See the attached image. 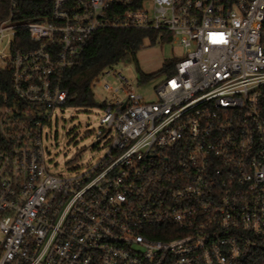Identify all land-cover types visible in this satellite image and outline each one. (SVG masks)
I'll return each mask as SVG.
<instances>
[{
	"label": "built area",
	"instance_id": "2783aa9c",
	"mask_svg": "<svg viewBox=\"0 0 264 264\" xmlns=\"http://www.w3.org/2000/svg\"><path fill=\"white\" fill-rule=\"evenodd\" d=\"M18 7L0 20V71L32 106H0V264H248L264 251V0H51L25 22ZM22 27L35 46L14 48ZM105 27L156 31L183 55L155 101L121 72L120 87L105 82V153L55 171L44 127Z\"/></svg>",
	"mask_w": 264,
	"mask_h": 264
},
{
	"label": "rangeland",
	"instance_id": "374dc122",
	"mask_svg": "<svg viewBox=\"0 0 264 264\" xmlns=\"http://www.w3.org/2000/svg\"><path fill=\"white\" fill-rule=\"evenodd\" d=\"M12 36H6L3 46L7 45ZM183 55L179 45L172 41H157L151 43L148 39L138 51L137 58L140 68L146 73L158 72L166 63L173 62ZM93 82L96 100L101 103L108 95L104 89L105 82H109L113 88L120 87L121 81L116 76L121 72L129 79V82L137 85V92L144 95L146 100L158 99L156 87L164 79L165 74H160L153 79L140 81V72L134 60H121L106 68L105 72ZM120 96L126 95V91L118 90ZM103 109L99 106L77 107L67 106L59 109L53 115L50 122L46 123L44 143L49 150L47 157L52 161V169L55 171H68L85 168L102 156L109 144L100 143L97 140V131L102 126L100 117ZM2 234L0 232V239Z\"/></svg>",
	"mask_w": 264,
	"mask_h": 264
},
{
	"label": "trees",
	"instance_id": "16d2710c",
	"mask_svg": "<svg viewBox=\"0 0 264 264\" xmlns=\"http://www.w3.org/2000/svg\"><path fill=\"white\" fill-rule=\"evenodd\" d=\"M51 0H19L16 20H42L50 15ZM10 13V0H0V20ZM158 32L139 28L105 27L97 31L89 41L78 62L67 69L63 86L69 92L67 106L103 107L95 98L93 82L104 69L121 60H134L140 72L142 82L153 79L160 74L174 72V62L166 63L155 73H146L137 58L138 51L145 40L156 43ZM165 36L162 41L165 40ZM36 45L25 27H22L14 43V48H29ZM0 106H11L16 102L22 109L30 108L31 103L18 98L11 89V72L0 71ZM248 264H264V251L257 253Z\"/></svg>",
	"mask_w": 264,
	"mask_h": 264
}]
</instances>
